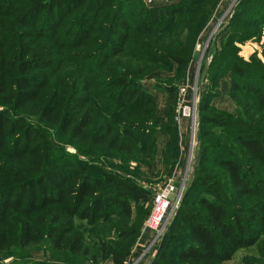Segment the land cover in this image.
Listing matches in <instances>:
<instances>
[{
  "label": "trees",
  "instance_id": "1",
  "mask_svg": "<svg viewBox=\"0 0 264 264\" xmlns=\"http://www.w3.org/2000/svg\"><path fill=\"white\" fill-rule=\"evenodd\" d=\"M217 2L0 0V253L47 240L57 252L83 254L75 220L97 228L116 218L118 239L136 235L126 228L131 203H147L150 192L131 177L56 156L47 131L85 155L103 150L131 159L142 150L149 159L158 114L141 80L153 67H175L182 76ZM255 3L264 11V0H245L236 15ZM252 17L264 26V12ZM232 34L245 42L257 32ZM229 44L215 60H231L229 97L237 108L213 110L212 89L202 98L197 172L168 232L182 245L175 264H226L249 248L264 253V63L236 58ZM162 90L172 119L175 90ZM171 134L167 149L177 151L174 128ZM169 249L151 264H169ZM99 250L102 260L123 264L129 249Z\"/></svg>",
  "mask_w": 264,
  "mask_h": 264
},
{
  "label": "rangeland",
  "instance_id": "2",
  "mask_svg": "<svg viewBox=\"0 0 264 264\" xmlns=\"http://www.w3.org/2000/svg\"><path fill=\"white\" fill-rule=\"evenodd\" d=\"M172 1L182 2L184 0H142L143 4L148 7L164 6L172 4ZM244 1L218 0L208 22L197 36L191 59L182 76L175 74V67L169 69L153 67L141 80L143 89L155 97L158 114L157 121L152 125L155 132V149L149 159L142 150L139 154L132 155L133 159L103 152V150H94L89 153L91 155H85L68 138H57L53 131H47L50 133L51 144L56 156L66 155L71 159L92 163L99 171L131 177L136 184L150 192L151 198L147 203H131L133 215L126 223V228L128 231L135 230L136 235L118 239L117 230L111 227L113 222L116 223V218L104 221L97 228L75 220L74 225L83 240L85 253L75 255L57 252L47 240H44L38 245L27 248L10 246L8 250L0 253V264L36 262L113 264L111 259L102 260L100 244L108 245L110 251L114 253H119L126 246L129 250L123 264H151L159 258L164 247L169 246L170 249L167 251L169 258L166 262L175 264L172 256L182 245L171 242L168 232L183 193L197 172L202 98L209 89H212L210 107L213 110L234 114L237 108L235 102L229 97L231 60L220 62L215 58L221 56L222 49L229 41L230 44L226 50L235 54L236 58H242L248 62L254 55L264 63V26L257 24L258 22L252 17V13L259 14L264 11L257 9L255 3L249 7V11H245L239 17L236 12L243 6ZM234 30L250 32V34L257 32V34L253 39L237 42L239 36H232ZM218 63L221 64V72L214 82L215 87H212L213 83L210 78L214 75ZM164 88L175 90L176 105L172 119H167L168 95L162 90ZM173 128L178 136V150L168 151L167 143L173 137L171 134ZM93 175L99 177L97 172ZM170 189L176 190L173 201L176 200L170 203L164 222L158 228L152 229L147 225V220L153 210V199L155 195ZM136 207L140 209L137 214ZM226 264H264V253L259 252L257 248L239 250Z\"/></svg>",
  "mask_w": 264,
  "mask_h": 264
},
{
  "label": "built area",
  "instance_id": "3",
  "mask_svg": "<svg viewBox=\"0 0 264 264\" xmlns=\"http://www.w3.org/2000/svg\"><path fill=\"white\" fill-rule=\"evenodd\" d=\"M171 191V189L164 190L163 192L155 195L153 199V210L147 220V225L152 229L158 228L164 222V217L170 208V203H173L176 200H169Z\"/></svg>",
  "mask_w": 264,
  "mask_h": 264
},
{
  "label": "water",
  "instance_id": "4",
  "mask_svg": "<svg viewBox=\"0 0 264 264\" xmlns=\"http://www.w3.org/2000/svg\"><path fill=\"white\" fill-rule=\"evenodd\" d=\"M176 194V190H172V194L169 196V200L173 201L174 195Z\"/></svg>",
  "mask_w": 264,
  "mask_h": 264
}]
</instances>
